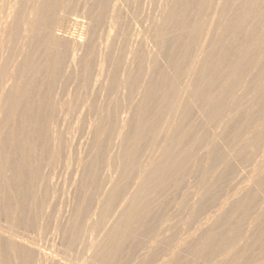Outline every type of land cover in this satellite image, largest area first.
<instances>
[{"label": "rangeland", "instance_id": "1", "mask_svg": "<svg viewBox=\"0 0 264 264\" xmlns=\"http://www.w3.org/2000/svg\"><path fill=\"white\" fill-rule=\"evenodd\" d=\"M31 1L21 0V18L16 16L20 21ZM47 1L42 3L46 21L53 26L60 21L63 25L78 22L70 28L61 26L58 32L83 38L84 47L71 64L70 44L62 41L59 47L46 52L35 26L34 40L19 57L20 23L11 41L0 40V53L10 58L8 63L16 60L15 65L20 66L26 59L29 68L24 76L33 79L15 118L6 121L5 112L0 115V224L8 229L14 226L10 230L28 240L31 249L28 245L25 250L30 251L29 256L19 246L14 250L9 247V251L8 241L1 236L0 264H81L90 258L89 242L99 241L101 232L110 230L111 219L122 210L120 200L126 198L133 185L134 170L141 168L147 158H159L156 151L167 134H178L180 138L178 146L170 147V156L187 153L189 158L179 170L167 165L170 173L166 170L165 174H170L166 175L169 179L148 191L153 197L149 200H154L146 204L149 211L138 219L141 221L135 224L132 236L124 238L111 264H158L168 254L172 257L167 264H213L219 254L224 255L222 264H264V168L253 174L264 156V0H219L218 4L217 0ZM7 2L0 1V10ZM208 24L213 26L212 34L203 49ZM199 49L203 57L193 66ZM54 62L58 64L56 69L52 67ZM190 65L195 70L188 83H197L198 87L190 83L198 91L197 98L182 101L186 112L173 118L169 107L176 97L178 101ZM123 67L127 76H121ZM232 70L239 72L238 79L228 77ZM207 94L212 96L207 97L208 102H221V117L208 119L211 110L204 105ZM168 122L179 125L178 131L165 132ZM122 125L121 131L128 138L119 147L117 135ZM117 154L123 157L121 163L116 161ZM127 166L131 175H127ZM108 175L118 184L108 212H102V216H109L106 219L112 222L110 225L105 217L100 223L92 216L98 200L111 188L107 185ZM88 214L100 223L92 230ZM192 232L194 235L185 244H176ZM205 240L207 255L204 250L200 255L198 248Z\"/></svg>", "mask_w": 264, "mask_h": 264}, {"label": "bare ground", "instance_id": "2", "mask_svg": "<svg viewBox=\"0 0 264 264\" xmlns=\"http://www.w3.org/2000/svg\"><path fill=\"white\" fill-rule=\"evenodd\" d=\"M1 1V0H0ZM8 2L7 3H4V5L6 6V7H4V10L2 11V10H0V40H1V42L3 43V42H9V41H11L10 39H12L13 37H15L16 35H17V30H18V25H19V23L21 24L20 26H21V35H20V37H19V41H20V48H19V51L18 50H16V51H18V54H19V57H21L22 56V54L23 53H25L27 50H28V45H29V41H31V39L33 38V34H34V32H33V30H34V28H35V26H37L36 27V29H37V34H40L42 37H43V44H44V46H45V50H46V52H48V51H52L53 49H55V48H57V47H59V45H60V43L62 42V41H66V42H68V44H70V47H71V49H70V60H69V63H73L74 64V61H75V58H77L76 57V55H78L77 54V51L79 50V49H81V46H82V43H83V41H82V39H78V38H76V36L74 37V36H72V35H64V34H62V33H59L58 31H59V28H61V26H64V28L66 27V28H70L72 25H77V23L78 22H75V23H72L71 21H69V22H66V23H64V25H63V22H58L56 25H51L49 22H47L46 21V17H47V12H46V10H45V8H43L44 6H43V4L42 3H45L47 0H32L31 2H32V4L30 5V7H29V5L28 4H26V7L28 6L29 8L26 10V13H24L25 14V18L24 19H22V21H20V19H17V17L16 16H18V17H20V15H19V8H20V6H21V0H7ZM26 1V0H25ZM70 1V0H69ZM102 0H100V2H101ZM111 1V0H110ZM207 1V0H206ZM205 1V2H206ZM218 2H217V4L218 3H221L219 0H217ZM48 2V1H47ZM60 2H61V0H60ZM59 2V3H60ZM73 2V1H72ZM99 2V3H100ZM102 2H104V1H102ZM144 2V1H143ZM208 2V1H207ZM206 2V3H207ZM211 2V1H210ZM209 2V3H210ZM22 3H24V1H22ZM51 3H52V1H51ZM110 3V2H109ZM201 3V2H200ZM203 3V2H202ZM208 3V4H209ZM212 3V2H211ZM210 3V4H211ZM40 4H42V6L40 5ZM46 4V3H45ZM55 4H57V3H55ZM77 4V3H76ZM103 4V3H102ZM101 4V5H102ZM116 4H118V3H116ZM121 4V3H120ZM151 4H153V3H151ZM216 4V5H217ZM23 6H24V4H22ZM54 5V4H53ZM61 5H62V3H61ZM90 5V4H89ZM104 5H105V3H104ZM111 5V4H110ZM2 6H3V4H2ZM48 6V5H47ZM46 6V7H47ZM114 6H115V4H114ZM119 6V5H118ZM106 7V6H105ZM105 7H103V9L105 8ZM120 7V6H119ZM220 7H221V4H220ZM50 8V7H49ZM209 8V7H208ZM218 8V7H217ZM217 8H215V9H217ZM261 8V7H260ZM46 9H48V8H46ZM106 9H107V7H106ZM105 9V10H106ZM113 9V8H112ZM155 9V8H154ZM23 11V10H22ZM21 11V12H22ZM52 11H53V9H52ZM217 11V10H216ZM58 12V11H57ZM155 12V11H154ZM55 13H56V11H55ZM75 13V12H74ZM246 14V13H245ZM23 15V14H22ZM52 15V14H51ZM112 15V14H111ZM259 15V14H258ZM24 16V15H23ZM147 16V15H146ZM166 16V15H165ZM56 17V16H55ZM59 17V16H58ZM116 17V16H115ZM214 17V16H213ZM21 18V17H20ZM238 18V17H237ZM240 18V17H239ZM114 19V18H113ZM119 19V18H118ZM60 20V19H59ZM108 20V19H107ZM117 20V19H116ZM137 20V19H136ZM234 20V19H233ZM237 20V19H236ZM241 20V19H240ZM158 21V20H157ZM168 21V20H167ZM206 22V21H205ZM236 22V21H235ZM85 23V22H84ZM109 26L111 25V23H112V18L110 17L109 18ZM121 23V22H120ZM123 23V22H122ZM133 23V22H132ZM169 23V22H168ZM79 24H82V23H79ZM210 24V23H209ZM208 24V25H209ZM242 24V23H241ZM84 25V24H83ZM86 25H87V23H86ZM214 25V24H213ZM19 26V27H20ZM104 26H106V25H104ZM112 26V25H111ZM229 26V25H228ZM236 26V25H235ZM77 27V26H76ZM157 27V26H156ZM160 27V26H159ZM212 27L213 26H211V25H209V27L207 28V30H206V32H205V34H204V39H203V44H201L202 45V48L204 49V45L206 46V42H208L207 40H208V37L210 36V33H211V31H212ZM224 27V26H223ZM240 27V26H239ZM74 28V27H73ZM78 28V27H77ZM86 28V27H85ZM162 28V27H161ZM80 29V28H79ZM105 29H106V27H105ZM117 29V28H116ZM76 30V29H75ZM74 30V31H75ZM88 30V29H87ZM85 31V30H84ZM156 31V30H155ZM205 31V30H204ZM82 32V31H81ZM107 32V31H106ZM83 33V32H82ZM81 33V35H83ZM86 33V32H85ZM159 33V32H158ZM66 34V33H65ZM68 34H70V33H68ZM78 34V33H77ZM77 34H75V35H77ZM111 34V33H110ZM115 34V33H114ZM194 34V33H193ZM212 34V33H211ZM235 34V33H234ZM85 35H87V34H85ZM119 35V34H118ZM133 35V34H132ZM258 35V34H257ZM37 36V35H36ZM40 36V37H41ZM105 36V35H104ZM120 36V35H119ZM223 36V35H222ZM82 37V36H81ZM106 37V36H105ZM104 37V38H105ZM109 37V36H108ZM124 37V36H123ZM101 38V37H100ZM111 38V37H110ZM157 38V37H156ZM220 38V37H219ZM37 39V38H36ZM106 39V38H105ZM123 39V38H122ZM15 40V39H14ZM33 40H34V38H33ZM32 40V41H33ZM117 40V39H116ZM153 40V39H152ZM122 41H124V40H122ZM155 41H158V38H157V40H155ZM262 41V40H261ZM0 42V43H1ZM16 42V41H15ZM161 42V41H160ZM159 42V43H160ZM198 42V41H197ZM1 43V44H2ZM156 43V42H155ZM41 44V43H40ZM67 44V45H68ZM8 45V44H7ZM222 45V44H221ZM246 45V44H245ZM13 46H14V44H13ZM107 46V45H106ZM105 46V47H106ZM130 46V45H129ZM133 46V45H132ZM156 46H157V44H156ZM82 47H84V46H82ZM199 48V47H198ZM201 48V47H200ZM206 48V47H205ZM17 49V48H16ZM129 49V48H128ZM224 49V48H223ZM68 50V49H67ZM101 50V49H100ZM131 50V49H130ZM148 50V49H147ZM200 50V49H199ZM248 50V49H247ZM56 51H57V49H56ZM80 51V50H79ZM149 51H151V49L149 50ZM153 51V50H152ZM203 50H200V52L199 53H197V55H195V59H194V63H191V65H193V66H195L196 64H198V61H200L199 60V58H202V57H200L201 55H203V52H202ZM105 52V51H104ZM123 52V51H122ZM145 52V51H144ZM249 52V51H248ZM4 53V52H3ZM2 52L0 53V88H1V90H0V115L1 114H3V112H5V118H4V120H6V121H9V120H11V119H14L15 118V115L17 114V112H18V109H19V105H20V102L23 100V98H25V97H27V95H28V93H29V88H28V86H29V84L33 81V79L32 78H26L25 76H24V74H26V72H27V70H28V62H27V60L26 59H24L23 58V60H22V62H21V65L20 66H16L15 65V63H16V60H15V62H14V60H12V61H10L9 63H8V61L10 60V58H6L5 57V55L3 54ZM55 53V52H54ZM131 53V52H130ZM148 53V52H147ZM152 53V52H151ZM150 53V55H152ZM17 54V53H16ZM10 55H12V54H10ZM17 56V55H16ZM15 56V57H16ZM14 57V58H15ZM49 58V57H48ZM204 58H205V55H204ZM8 59V60H7ZM36 59V58H35ZM242 59V58H241ZM19 60H20V58H19ZM57 60V59H56ZM126 59H124V61H125ZM54 61V60H53ZM192 61H193V59H192ZM8 63V64H7ZM13 63V64H12ZM253 63V62H252ZM127 64V63H126ZM146 64H148V63H146ZM190 65V66H191ZM57 66H58V64H57V62H54V63H52V67L54 68V69H56L57 68ZM213 66V65H212ZM181 67V66H180ZM67 68H69V67H67ZM102 68V67H101ZM151 68V67H150ZM192 68V69H191ZM191 68L190 69H188L189 71L186 73V80H185V83L184 84H182V86H181V89L179 90L180 91V93L178 94L179 96H178V101L176 102V99H177V97H176V99H175V103H172V105L169 107V112L171 113V115H172V117L174 118V117H176L177 115H182V113H184V112H186L185 111V105L183 104H181V102L182 101H184V100H186V98H187V100H189L190 98L191 99H195V98H197V96L195 95L196 93H195V91H197L196 89H194V87H192L191 86V84H196L197 85V83H192V82H190V83H188L189 81V79H191V76L193 75V72H194V68L191 66ZM257 68V67H256ZM175 69V68H174ZM182 69V68H181ZM69 70V69H68ZM102 70V69H101ZM123 70H124V67H123ZM176 70V69H175ZM235 70V69H234ZM247 70V69H246ZM251 70V69H250ZM55 71V70H54ZM184 71H185V69H184ZM50 72H51V70H50ZM137 72V71H136ZM200 72V71H199ZM52 73H53V71H52ZM85 73V72H84ZM110 73V72H109ZM123 74L121 75V76H127L128 74H127V71L126 70H124V72H122ZM201 73H202V70H201ZM212 73V72H211ZM237 73H239V72H237V70H236V72L235 71H231L230 73H227V74H229L228 75V77H230V78H233V77H237L239 74H237ZM57 74V73H56ZM68 74V73H67ZM76 74V73H75ZM83 74V73H82ZM185 74V73H184ZM32 75V74H31ZM54 75V74H53ZM202 75H203V73H202ZM207 75V73L206 72H204V76H206ZM237 75V76H236ZM100 76V75H99ZM133 76V75H132ZM95 77V76H94ZM83 78H84V75H83ZM98 78V77H97ZM96 77H95V80L97 79ZM104 78V77H103ZM201 78H203V76L201 77ZM239 77H237V79H238ZM264 78V77H263ZM101 79V78H100ZM120 79H122V78H120ZM124 79V78H123ZM122 79V80H123ZM129 79V78H128ZM229 79V78H228ZM235 80H236V78H234ZM202 80V79H201ZM227 80V79H226ZM140 81V80H139ZM142 81V80H141ZM187 81V82H186ZM191 81V80H190ZM232 81H233V79H232ZM231 81V82H232ZM259 81V80H258ZM121 82V81H120ZM227 82V81H226ZM228 82H230V81H228ZM234 82V81H233ZM96 83V82H95ZM136 83V82H135ZM261 83H262V80H261ZM264 83V82H263ZM120 84V83H119ZM131 84V83H130ZM181 84V83H180ZM239 84V83H238ZM256 84V83H255ZM82 85V84H81ZM123 85V84H122ZM141 85V84H140ZM262 86H264L263 84H261ZM195 86V85H194ZM214 86V85H213ZM92 87V86H91ZM93 87H94V85H93ZM141 87H142V85H141ZM140 87V88H141ZM169 87V86H168ZM196 87V86H195ZM197 87H198V85H197ZM196 87V88H197ZM246 87V86H245ZM85 88V87H84ZM87 88V87H86ZM239 88V87H238ZM104 89V88H103ZM119 89V88H118ZM198 89V88H197ZM199 90V89H198ZM104 91H105V89H104ZM102 92V91H101ZM140 92V91H139ZM198 92V91H197ZM240 93V92H239ZM91 95V94H90ZM138 95H140V94H138ZM168 95V94H167ZM210 95H213V92H212V94H210ZM142 96V95H141ZM196 96V97H195ZM206 96V95H205ZM258 96V95H257ZM123 97H124V95H123ZM168 97V96H167ZM199 97V96H198ZM208 94H207V96L205 97L206 98V101L208 100V98H210V97H212V96H210V97H208ZM78 98V97H77ZM142 98H144V97H142ZM170 98V97H169ZM136 99H137V97H136ZM202 99V98H201ZM212 99V98H211ZM215 100V99H214ZM191 101V100H190ZM202 101V100H201ZM209 101H210V99H209ZM169 102V101H168ZM205 102V101H204ZM203 102V103H204ZM223 102V101H222ZM227 102V101H226ZM191 103V102H190ZM221 103V102H220ZM220 103L219 102H216V100L215 101H212V102H206L204 105L207 107V106H209L210 107V113L208 114V119H210V120H212V119H214V118H218L220 115H221V111H222V108H221V105H220ZM229 103H230V101H229ZM198 104V103H197ZM193 105V104H192ZM199 106L200 105H202L201 103L200 104H198ZM223 105V104H222ZM184 106V107H183ZM141 107H143V106H140V108ZM197 108V107H196ZM201 108V107H200ZM204 108V107H203ZM198 109V108H197ZM194 110V109H193ZM209 110V109H208ZM232 110V109H231ZM140 112L141 111H143V110H139ZM230 112V111H229ZM229 112H227V113H229ZM233 112V111H232ZM232 112H230L229 114H231ZM169 113V114H170ZM129 115V114H128ZM199 115V114H198ZM233 116V115H232ZM121 117V116H120ZM125 117V116H124ZM127 117V116H126ZM221 117V116H220ZM122 119H123V117H122ZM167 119V118H166ZM198 119H199V117H198ZM123 121H124V119H123ZM127 121V120H126ZM224 122H225V120H224ZM123 124V123H122ZM127 124V123H126ZM188 124V123H187ZM222 124V123H221ZM204 125V124H203ZM123 126L124 125H122L121 127H120V130H118L119 131V133H118V135H117V139H118V145H119V147L120 146H122V144L126 141V139L128 138V134L127 133H125V132H122L121 130L123 129ZM187 127V126H186ZM215 127V126H214ZM125 128V127H124ZM149 128V127H148ZM180 128V126L179 125H177V124H175L174 122H168V124L166 125V127L164 128V129H166L165 130V132H170L171 130L173 131L174 130V132H177L178 131V129ZM185 128V127H184ZM230 128V127H229ZM92 130V129H91ZM148 130V129H147ZM151 130V129H150ZM194 130V129H193ZM154 132V131H153ZM240 133H241V131H240ZM254 133V132H253ZM168 135V134H167ZM167 135H165L164 136V138H162L163 140L160 142V148L156 151V154H157V152L160 154L159 155V158H154V159H156V160H153V158H147L145 161H144V164L141 166V168H138L137 170H134V168H133V170L134 171H136L135 172V174L133 175V176H135V177H133V185H132V187H131V190L128 192V194H127V196H126V198L124 197V199L122 200V202H121V200H120V207H122V210H121V212L119 213V214H117L118 216L115 218V216H113V218H115V219H111V221L113 222H110V223H112V227L110 228V230H108V231H105V233L103 234L102 232H101V234L103 235H101V239L99 238V236H98V238L100 239H98L99 241H93L92 242V240H91V242H89L90 243V245H89V249H90V251H92V253H90V254H92L91 255V257L90 258H88V259H86L85 261H83L81 264H111L112 262H113V259L115 260V258H116V256H114V254L116 255V251H118V250H120V248H121V244L123 245V243H125V242H123L126 238V236H130V234L131 233H133V230H134V228L136 227L135 226V224L137 223V221L140 223V221L138 220L142 215L144 216V213L146 212V211H149L148 210V207H147V202L149 203L150 201H154V200H149V199H152L153 197H151V193H148V191L153 187V188H155V186L156 187H161V186H163L164 184H165V182H166V179H169L167 176L168 175H170V174H165L167 171H168V173H170L169 172V170H167V169H169V168H167V165L169 166V167H173L174 168V170H176V169H178L179 170V168L181 167V165H183L182 164V162H184V161H187V159L189 158V154H187V153H185V154H183L182 156L181 155H179L178 157H175V156H173V157H171L170 156V154H169V149H170V147L173 149V147L172 146H178L179 145V143H180V141H179V136H178V134L176 135L177 137H171V136H167ZM211 135V134H210ZM150 136V135H149ZM159 136V135H158ZM173 136H174V134H173ZM212 136V135H211ZM238 136V135H237ZM97 137V136H96ZM261 137V136H260ZM57 138V137H56ZM59 138V137H58ZM172 138V139H171ZM236 138V137H235ZM255 138V137H254ZM116 139V140H117ZM244 140V139H243ZM248 140V139H247ZM197 142V141H196ZM213 142V141H212ZM211 142V143H212ZM116 143V142H115ZM216 143V142H215ZM213 144V143H212ZM198 145V144H197ZM196 145V146H197ZM217 145V144H216ZM119 147H118V149H119ZM123 147V146H122ZM180 147V146H179ZM200 147V146H199ZM153 148V147H152ZM151 148V149H152ZM52 149V148H51ZM155 149H156V147H155ZM154 149V150H155ZM174 149H175V147H174ZM177 149H178V147H177ZM185 149V148H184ZM189 149V148H188ZM0 150H1V148H0ZM113 150V149H112ZM182 150V149H181ZM212 150V149H211ZM229 150V149H228ZM111 151V150H110ZM174 151V150H173ZM225 151H227V150H225ZM144 152V151H143ZM182 152V151H181ZM191 152V151H190ZM52 153V152H51ZM229 153V152H228ZM120 154V153H119ZM152 154V153H151ZM155 153H153V155H154ZM152 155V157H154ZM193 155V154H192ZM122 156H123V154H122ZM157 156V155H156ZM230 156V155H229ZM260 156V155H259ZM109 157V156H108ZM192 157V156H191ZM194 157V156H193ZM52 158V157H51ZM121 157H120V155L118 156V154H117V156H116V161H118L117 163H121V159H123V157L120 159ZM136 158V157H135ZM135 158H133V160H135ZM120 160V161H119ZM127 160V159H126ZM131 160V159H130ZM141 162H143V161H141ZM29 163V162H28ZM128 163H129V160H128ZM131 163H132V160H131ZM186 163V162H185ZM0 164H1V160H0ZM47 164V163H46ZM142 164V163H141ZM117 166H118V164H116ZM121 165V164H120ZM131 165V164H130ZM129 165V166H130ZM25 166V165H24ZM129 166H127L128 168H129V172H128V170H126L125 168H124V170H126L128 173H127V175H131V172L132 171H130V167ZM132 166H133V164H132ZM195 166V165H194ZM200 166V165H199ZM106 167V166H105ZM115 167V166H114ZM113 167V168H114ZM140 167V166H139ZM110 168V167H109ZM113 168H112V170H113ZM117 167H115L114 169H116ZM120 168V167H119ZM132 168V167H131ZM172 168V169H173ZM187 168V167H186ZM263 168H264V156L262 157V159H260V161H259V163H258V166H257V168H256V172H254L253 174H258L259 172H261L262 170H263ZM116 170H118V169H116ZM167 170V171H166ZM55 171V170H54ZM108 171V170H107ZM195 171V170H194ZM110 172V171H109ZM114 172H117V171H114ZM179 172V171H178ZM192 172V171H191ZM208 172V171H207ZM111 173V172H110ZM109 173V174H110ZM134 173V172H133ZM197 173V172H196ZM211 173V172H210ZM53 174V173H52ZM113 174H115V173H111L110 175H113ZM183 174H185V173H183ZM219 174V173H218ZM217 174V175H218ZM110 175H108L109 176V179H108V181H107V185L109 184V185H111V188H110V186H109V188L110 189H108V192L105 194V193H103V197H101L102 199H99L98 200V203H97V206H96V209H94L93 208V210H94V213L92 214V216H93V218L94 217H96V218H98V221L101 223V220H102V217L104 218L105 216H102V212L104 213L105 211H107L108 212V209L110 208V205L113 203V201H114V196H115V193H117V185L118 184H116V183H114V181L112 182V180H114L113 179V176L111 177ZM123 175V174H122ZM126 175V173H125V176H127ZM167 175V176H166ZM178 175V174H177ZM193 175V174H192ZM206 175V174H205ZM37 176V175H36ZM39 176V175H38ZM183 176V175H182ZM31 177V176H30ZM43 177V176H42ZM57 177V176H56ZM115 177V176H114ZM128 177V176H127ZM177 177V176H176ZM180 177V176H179ZM132 178V177H131ZM206 178V177H205ZM251 178V177H250ZM53 179V178H52ZM184 179V178H183ZM240 180V179H239ZM53 181V180H52ZM173 181V180H172ZM209 181V180H208ZM106 182V181H105ZM132 182V181H131ZM130 182V183H131ZM199 182V181H198ZM112 183H114V184H112ZM127 183V182H126ZM172 183H174V182H172ZM167 184V183H166ZM178 184V183H177ZM206 184H207V182H206ZM126 186V185H125ZM198 186H199V184H198ZM248 186V185H247ZM165 187V186H164ZM163 187V188H164ZM173 187H174V185H173ZM189 187V186H188ZM200 187V186H199ZM204 187V186H203ZM243 187V186H242ZM245 187V186H244ZM193 188V187H192ZM211 188V187H210ZM248 188V187H247ZM209 189V188H208ZM120 190V189H119ZM153 190V189H152ZM152 190L150 191V192H152ZM155 190H156V188H155ZM41 191V190H40ZM67 191V190H66ZM201 191V190H200ZM207 191V190H206ZM156 192V191H155ZM41 193V192H40ZM64 193V192H63ZM123 193V192H122ZM154 195H155V193H154V191L152 192ZM198 193V192H197ZM210 193V192H209ZM16 194V193H15ZM189 194V193H188ZM196 194V193H195ZM206 194V193H205ZM21 195V194H20ZM123 195V194H122ZM185 195V194H184ZM187 195V194H186ZM202 195V194H201ZM25 196V195H24ZM153 196V195H152ZM207 196V195H206ZM151 197V198H150ZM230 197V196H229ZM161 198V197H160ZM188 199V198H187ZM6 200V199H5ZM29 200V199H28ZM65 200V199H64ZM183 200V199H182ZM42 201V200H41ZM83 201V200H82ZM195 201V200H194ZM222 201V200H221ZM263 201V200H262ZM2 202V201H1ZM22 202V201H21ZM183 202V201H182ZM224 202V201H223ZM35 203V202H34ZM38 203V202H37ZM42 203V202H41ZM151 204V203H150ZM149 204V205H150ZM154 204V203H153ZM153 204H152V206H153ZM10 205H11V203H10ZM33 205V204H32ZM41 205V204H40ZM47 205V204H46ZM73 205V204H72ZM178 205V204H177ZM187 205V204H186ZM44 206V205H43ZM115 206V205H114ZM119 206V205H118ZM176 206V205H175ZM183 206V205H182ZM223 206H224V204H222L220 207H219V209H218V211L220 212V210L223 208ZM49 207V206H48ZM53 207V206H52ZM86 207V206H85ZM117 207V206H116ZM262 207V206H261ZM13 208H14V206H13ZM37 208V207H36ZM35 208V209H36ZM117 208H119V207H117ZM150 208V207H149ZM178 208V207H177ZM44 209V208H43ZM121 209V208H120ZM152 209V208H151ZM155 209V208H154ZM182 209V208H181ZM261 209V208H260ZM4 210H6L5 208H4ZM4 210H3V213L2 214H4ZM97 211L99 212V214L97 213ZM151 211V210H150ZM217 211V210H216ZM264 211V210H263ZM6 212V211H5ZM8 212V211H7ZM80 212V211H79ZM85 212V211H84ZM92 212V211H91ZM90 212V213H91ZM185 212V211H184ZM189 212V211H188ZM18 213V212H17ZM106 213V212H105ZM148 213V212H147ZM16 214V213H15ZM189 214H192V213H189ZM87 215V214H86ZM88 215H90V214H88ZM103 215H105V214H103ZM146 215V214H145ZM7 216H8V214H7ZM18 216V215H17ZM75 216V215H74ZM73 216V217H74ZM77 216V215H76ZM80 216V215H79ZM91 216V215H90ZM89 216V217H90ZM92 216H91V218H92ZM142 216V217H143ZM149 216V215H148ZM170 216V215H169ZM179 216V215H178ZM191 216V215H190ZM3 217L5 218L6 216L5 215H3ZM8 217H10L9 219H10V221L12 220L11 218V213H10V216H8ZM15 217H16V215H15ZM20 217V216H19ZM18 217V218H19ZM106 217H108L109 218V216L107 215ZM106 217H105V219L104 220H106L107 222H108V224L110 225V223H109V220H107L106 219ZM141 217V218H142ZM181 217V216H180ZM259 217V216H258ZM93 218H92V220H90V224H91V230L92 229H94L96 226H95V224L97 223L98 224V222L96 221L97 219H94L93 220ZM240 218V217H239ZM6 219V218H5ZM5 219H4V221H5ZM88 219V218H87ZM143 219H145V218H143ZM143 219H142V221H143ZM167 219V218H166ZM172 219V218H171ZM177 219V218H176ZM263 219V218H262ZM8 220V219H7ZM7 220H6V222H7ZM162 220V219H161ZM168 220V219H167ZM242 220V219H241ZM81 221V220H80ZM92 221H94V222H92ZM106 221H104V222H106ZM174 221V220H173ZM183 221H185V220H183ZM193 221V220H192ZM205 221V220H204ZM12 222V221H11ZM75 222V221H74ZM82 222V221H81ZM80 222V223H81ZM84 222V221H83ZM89 222V221H88ZM144 222V221H143ZM186 222V221H185ZM99 223V224H100ZM103 223V222H102ZM179 223V222H178ZM5 224V223H4ZM9 224V223H8ZM11 224V223H10ZM68 224H69V222H68ZM79 224V223H78ZM85 224V223H84ZM89 224V225H90ZM96 224V225H97ZM98 224V225H99ZM105 224V223H104ZM177 224V223H176ZM181 224V223H180ZM188 224V223H187ZM202 224V223H201ZM6 225H7V223H6ZM13 225V223L11 224V226ZM38 225V224H37ZM47 225V224H46ZM77 225V224H76ZM76 225H74V226H76ZM83 225V224H82ZM98 225H97V227H98ZM107 225V224H106ZM105 225V226H106ZM108 225V226H109ZM200 225V224H199ZM9 226V225H8ZM79 226H80V224H79ZM169 226V225H168ZM174 226V225H173ZM14 227V226H13ZM13 227H9L10 229H12ZM27 227V226H26ZM94 227V228H93ZM107 227V226H106ZM140 227V226H139ZM161 227V226H160ZM43 228V227H42ZM81 228H83V227H81ZM102 228H103V226H102ZM172 228V227H171ZM184 228V227H183ZM190 228V227H189ZM10 229H8L7 227H5L4 225L2 226L1 224H0V237L1 236H3V238H5V240H7L8 241V244L10 245V246H8L7 248H8V250L10 251L11 249H9V247H13V250H14V247L16 248V246L18 247H20L21 249L22 248H24V252H26L25 250L26 249H28L29 248V241L27 242V241H25L23 238H20V235L18 236V235H16V234H14ZM107 229V228H106ZM143 229V228H142ZM175 229V228H174ZM195 229V228H194ZM204 229V228H203ZM16 230V229H15ZM18 230V229H17ZM138 230V229H137ZM145 230V229H144ZM157 230V229H156ZM78 231V230H77ZM88 231V230H87ZM97 232H98V230H96ZM189 231V230H188ZM191 231V230H190ZM90 232H92V231H90ZM96 232V233H97ZM138 232V231H137ZM175 232V231H174ZM18 233V232H17ZM72 233V232H71ZM83 233V232H82ZM86 233V232H85ZM95 233V232H94ZM136 233V232H135ZM194 233H196V232H194ZM152 234H154V233H152ZM156 234V233H155ZM165 234V233H164ZM185 234V233H184ZM193 234V232L192 233H188L187 235H184V237H182L181 239H179V240H177V241H175L176 239L174 238V240L173 241H175V242H177L176 244L177 245H183V244H185L186 242H187V240H189V238H190V236ZM72 235V234H71ZM78 235V234H77ZM76 235V236H77ZM94 235V234H93ZM92 235V236H93ZM100 235V234H99ZM151 235V234H150ZM157 235V234H156ZM183 235V234H182ZM194 235V234H193ZM197 235V234H196ZM84 236V235H83ZM91 236V235H90ZM131 236H132V234H131ZM162 236V235H161ZM31 237V236H30ZM74 238H75V235L73 236ZM80 237V235L78 236V238ZM88 237V236H87ZM96 237V236H95ZM134 237V236H133ZM157 237H159V235L157 236ZM156 237V238H157ZM168 237V236H167ZM172 237V236H171ZM211 238H212V236H210ZM2 238V237H1ZM1 238H0V240H1ZM40 238V237H39ZM125 238V239H124ZM128 238V237H127ZM152 238L154 239V236H152ZM155 238V239H156ZM161 238V237H160ZM194 238H195V236H194ZM29 239V238H28ZM155 239H154V241H155ZM78 240V239H77ZM82 240V239H81ZM94 240H96V238H94ZM163 240V239H162ZM161 240V241H162ZM164 240H166V239H164ZM168 240V239H167ZM243 240V239H242ZM126 241V240H125ZM129 241V240H128ZM147 241V240H146ZM150 241H152V240H150ZM156 241H158L159 242V238H157L156 239ZM155 241V242H156ZM247 241V240H246ZM5 242V241H4ZM57 242V241H56ZM87 242V241H86ZM86 242L84 243V245L86 244ZM123 242V243H122ZM149 242V241H148ZM154 242V243H155ZM166 242V241H165ZM164 242V243H165ZM204 242V241H203ZM216 242V241H215ZM79 243V242H78ZM1 244V243H0ZM8 244H6V246L8 245ZM150 244V243H149ZM171 244V243H170ZM175 244V245H176ZM3 245V244H2ZM29 245V246H28ZM40 245V244H39ZM71 245V244H70ZM81 245V244H80ZM143 245V244H142ZM156 245V244H155ZM159 245V244H158ZM163 245V244H162ZM166 245V244H165ZM177 245L175 246V247H177ZM205 245H206V247H207V242H206V240H205V242L204 243H201V247L200 248H198L199 250H198V253L200 254L201 252H202V250H206V248H205ZM5 246V245H4ZM152 246H153V243H152ZM160 246V245H159ZM168 246V245H167ZM171 246V245H170ZM174 246V245H173ZM85 247V246H84ZM184 247V246H183ZM5 248V247H4ZM6 248V249H7ZM168 248H171V247H169L168 246ZM174 248V247H173ZM21 249H18L17 248V250H19L20 252H21ZM30 249H31V246H30ZM29 249V250H30ZM58 249V248H57ZM83 249V248H82ZM144 248H142L141 250H143ZM146 249H148L147 247H146ZM167 249V248H166ZM165 249V251H167L168 252V250H170V249H168V250H166ZM209 249V248H208ZM78 250V249H77ZM176 250V249H175ZM204 250V251H205ZM7 251V250H6ZM32 251V250H31ZM87 251V250H86ZM147 250H145V253H147L146 252ZM151 251V250H150ZM149 251V252H150ZM207 251V250H206ZM206 251H205V254H206ZM13 252V251H12ZM11 252V253H12ZM16 252H18V251H16ZM80 252V251H79ZM134 252V251H133ZM144 252V251H143ZM148 252V253H149ZM14 253V252H13ZM27 253V252H26ZM88 253V252H87ZM142 253V251L138 254V255H140ZM193 253V252H192ZM209 253V252H208ZM7 254V253H6ZM17 254V253H16ZM28 254H30V251L27 253V254H25V255H28ZM168 254V253H167ZM202 254V253H201ZM200 254V255H201ZM211 254V253H210ZM213 254V253H212ZM230 254H231V251H230ZM2 255V254H1ZM41 255H43V254H41L40 253V256ZM118 255V254H117ZM133 255V254H132ZM148 255V254H147ZM147 255H143V256H146L147 257ZM166 255V254H165ZM164 255V256H165ZM185 255V254H184ZM199 255V256H200ZM204 255V254H203ZM203 255H202V257H203ZM207 255V254H206ZM13 256V255H12ZM24 256V255H23ZM29 256V255H28ZM32 256V255H31ZM44 256V255H43ZM61 256V255H60ZM175 256V255H174ZM193 256V255H192ZM195 256H197V255H195ZM211 256H214V255H211ZM229 256V255H228ZM22 256H20V258H21ZM26 257V256H25ZM39 257V256H38ZM42 257V256H41ZM58 257V256H57ZM88 257V256H87ZM115 257V258H114ZM137 257H139V256H137ZM150 257V256H149ZM169 257H172V255L171 254H168L167 255V257H165L160 263L161 264H167V262H169L168 261V259H169ZM179 257V256H178ZM219 257V258H218ZM224 255L223 254H219V256H217V261L215 262V261H213V264H220L221 262L223 263V260H225L224 258ZM10 258V257H9ZM26 258H28V257H26ZM40 258V257H39ZM43 258V257H42ZM80 258V257H79ZM140 258H141V256H140ZM140 258H138V260L140 259ZM163 258V257H162ZM209 258H211V257H209ZM208 258V259H209ZM213 258V257H212ZM258 258V257H257ZM68 259V258H67ZM144 259H145V257H144ZM187 259V258H186ZM232 259V258H231ZM41 260V259H40ZM43 260V259H42ZM69 260V259H68ZM141 260V259H140ZM149 260V259H148ZM210 260V259H209ZM229 260V259H228ZM251 260V259H250ZM1 261V260H0ZM11 261H13V260H11ZM78 261H80V260H78ZM120 261V260H119ZM195 261V260H194ZM25 262V261H24ZM71 262V261H70ZM75 262V261H74ZM197 262V261H196ZM203 262V261H202ZM215 262V263H214ZM226 262V261H225ZM4 263V262H3ZM30 263V262H29ZM67 263L69 264V262L67 261ZM71 263H73V262H71ZM79 263V262H78ZM114 263V262H113ZM120 263V262H119ZM160 263H158V264H160ZM206 263V262H205ZM204 263V264H205ZM212 263V262H211ZM221 263V264H222ZM228 263V262H227ZM254 263V262H253ZM256 263V262H255ZM259 263V262H258ZM258 263H256V264H258ZM22 264H24V263H22ZM41 264V263H40ZM207 264V263H206ZM228 264H230V262L228 263ZM233 264V263H232ZM252 264V263H251Z\"/></svg>", "mask_w": 264, "mask_h": 264}]
</instances>
